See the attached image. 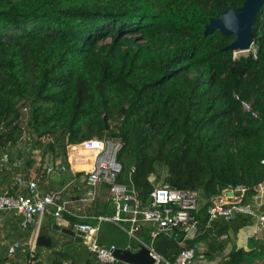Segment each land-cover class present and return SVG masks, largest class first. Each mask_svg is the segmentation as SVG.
<instances>
[{
	"label": "trees",
	"instance_id": "16d2710c",
	"mask_svg": "<svg viewBox=\"0 0 264 264\" xmlns=\"http://www.w3.org/2000/svg\"><path fill=\"white\" fill-rule=\"evenodd\" d=\"M245 1L0 0V197L20 192L16 173L28 179L38 171V152L65 159L59 177H42V188L64 190L72 182L65 197L84 198L88 185L72 174L67 145L97 138L122 140L119 180L128 183L132 173L144 204L158 183L199 191L205 200L243 185L249 201L264 182V2L253 28L255 54L237 58L226 50L235 37L206 34L211 20ZM108 189L101 186L102 194ZM207 208L200 211L203 230ZM93 213L65 218L95 224L93 217L115 209L107 197ZM0 222V264H101L74 240L50 254L37 250L34 258L27 245L9 255V246L27 244L35 227L23 231L7 212ZM253 224L239 214L191 242L162 234L154 247L169 261L203 245L218 264H257L264 241L234 245ZM98 240L129 243L112 222L101 223Z\"/></svg>",
	"mask_w": 264,
	"mask_h": 264
},
{
	"label": "built area",
	"instance_id": "2783aa9c",
	"mask_svg": "<svg viewBox=\"0 0 264 264\" xmlns=\"http://www.w3.org/2000/svg\"><path fill=\"white\" fill-rule=\"evenodd\" d=\"M23 111L25 115L28 113L27 108ZM122 148L121 139L94 138L77 145H67L68 165L72 174L75 177L78 176V183L88 185L85 197L79 200L67 199L64 190H46L41 186L42 177L60 176L62 167L60 159L51 157L49 166L45 168L40 179L38 173L34 171H31L28 179L24 173H16L14 183L20 192L15 195L1 196L0 212L12 213L14 217L19 218L23 231L31 226L35 227V230L27 244L22 242L11 244L9 255H15L18 250L27 245L30 256L34 258L37 251V237L46 219H54L56 223L74 232L82 233V245L97 257L101 264L121 262L118 251L136 254L142 249L150 252L155 264H218V261L208 260L205 257L206 246L203 245L185 249L174 261H169L155 250L154 243L162 234L182 235V242L194 241L207 229L212 228L214 223H230L239 214L253 218L254 224L248 230L242 231L247 238L264 241V182L253 189L254 192L249 201L247 199L250 189L243 185L230 186L221 194L212 196L208 200H205L199 191L178 190L164 185L156 187L148 203L144 204L138 197L132 181V173L129 175L128 183H122L119 180L122 165L118 162V154ZM77 157L92 158V169L90 171L75 169L73 162ZM82 165H87V163L84 161ZM16 166L21 168V163H17ZM103 185L109 186V201L115 209L112 216L93 217L97 220L95 224L81 222L73 224L65 218L66 214L78 218L93 215V205L96 204L99 188ZM86 204L92 208L90 211H86ZM206 204H208L207 222L203 230L200 211ZM102 222L120 225L127 232L129 243L125 247L101 246L98 235ZM125 225L128 228L123 227ZM146 235L149 241L145 238ZM230 252L231 250H227L225 255H229ZM263 263L264 255L262 261L257 264Z\"/></svg>",
	"mask_w": 264,
	"mask_h": 264
},
{
	"label": "water",
	"instance_id": "95a60500",
	"mask_svg": "<svg viewBox=\"0 0 264 264\" xmlns=\"http://www.w3.org/2000/svg\"><path fill=\"white\" fill-rule=\"evenodd\" d=\"M264 0H246L239 9H233L220 14L219 18L210 21L206 27V34L220 32L223 36H233L235 40L226 50L234 53L242 51H250L253 47L252 37L253 28L257 21L259 11ZM156 176H152L150 181L153 183ZM52 230L70 237L75 243L82 245L83 234L74 232L70 228L64 227L58 223L52 225ZM176 238L179 242L183 241V236L178 235ZM61 245V239H57L51 235L50 231L45 227L40 230L36 249L40 251L53 252ZM118 257L125 264H155V260L151 257L147 249H142L136 254L130 252L118 251Z\"/></svg>",
	"mask_w": 264,
	"mask_h": 264
},
{
	"label": "rangeland",
	"instance_id": "374dc122",
	"mask_svg": "<svg viewBox=\"0 0 264 264\" xmlns=\"http://www.w3.org/2000/svg\"><path fill=\"white\" fill-rule=\"evenodd\" d=\"M251 53H253V54H255V48H254V46L252 47V49L249 51V52H247V53H237V58H240V57H248ZM41 155V153H38L37 152V157H38V163H37V166H36V170H38V171H34V172H38V178L40 179L41 178V175L43 174V172L45 171V168L46 167H48L49 166V163H50V159H51V156H47L46 158H44V157H42V156H40ZM67 157H69V155H68V150H67ZM69 161V159L67 158V162ZM60 162L63 164V163H65V159L64 158H60ZM75 163L77 164L78 163V160H75ZM155 180V179H154ZM159 185L158 186H160V183H158ZM71 188H68L67 190H70ZM100 192H101V195L102 196H100ZM70 195V194H69ZM68 194H67V199H70V196H69ZM105 202L106 201V195H104L103 196V194H102V190H101V187L99 188V195H98V199H97V201H96V204H94L93 206H94V209H95V207H96V205H97V202ZM85 209H86V211H90L92 208H90V206H89V204H86V206H85ZM46 222V221H45ZM45 228H49V227H45ZM250 228V227H249ZM246 230H248V228L246 229ZM250 230V229H249ZM245 232V231H244ZM54 234L58 237V238H60V237H62L61 239H62V242L63 241H65V240H68L69 239V237L68 236H65V235H63V234H61V233H58V232H54ZM246 234L245 233H243L242 231H241V233H240V236L238 235L237 236V238L236 239H234V244L235 245H245V246H249L248 245V243H249V238L248 239H244V236H245ZM144 238V237H143ZM132 243H134V241H132Z\"/></svg>",
	"mask_w": 264,
	"mask_h": 264
},
{
	"label": "crops",
	"instance_id": "0c3cea01",
	"mask_svg": "<svg viewBox=\"0 0 264 264\" xmlns=\"http://www.w3.org/2000/svg\"><path fill=\"white\" fill-rule=\"evenodd\" d=\"M72 184H73L72 182H69V183L66 185V187H65L64 190H66V189H68V188H71V187H72ZM105 194H106V196H107L108 199H109L108 191H105ZM105 194H104V195H105ZM104 195H103V196H104ZM101 196H102V195H101ZM107 197H106V198H107ZM93 211H94V210H93ZM93 211H92V214H94ZM91 216H92V215H91ZM45 221H46V222H45ZM45 221L43 222V226H42V227H49L48 230L50 231L51 235L54 236V237L57 238V239H61L62 237L58 238V237L54 234L55 231L52 230V225H49V222H48L49 219H46ZM0 224H1V222H0ZM46 229H47V228H46ZM242 231H243V230H242ZM240 233H241V232H240ZM240 233H239V236H240ZM244 239H248V238H247V235L244 236ZM71 241H72V239H71L70 237H69L68 240H65V241H63V242H62V239H61V245H60V247H59L57 250L61 249L65 244L70 243ZM234 245H235V244H234ZM236 246L239 247V248H240V247H244V248H245V245H236ZM42 252H43V253H49V252L44 251V250H43ZM50 253H52V252H50ZM50 253H49V254H50Z\"/></svg>",
	"mask_w": 264,
	"mask_h": 264
},
{
	"label": "bare ground",
	"instance_id": "6f19581e",
	"mask_svg": "<svg viewBox=\"0 0 264 264\" xmlns=\"http://www.w3.org/2000/svg\"><path fill=\"white\" fill-rule=\"evenodd\" d=\"M249 52L247 51H242L241 53H247ZM240 53V52H237ZM236 54V53H235ZM76 160H78V163L76 164L75 161L73 162V166L75 169H80V170H85V171H90L92 169V162L93 159L92 158H81V157H77ZM86 162L87 165H82V162Z\"/></svg>",
	"mask_w": 264,
	"mask_h": 264
}]
</instances>
